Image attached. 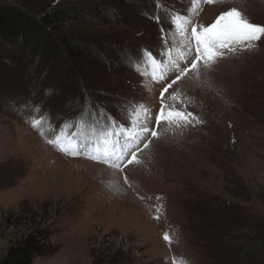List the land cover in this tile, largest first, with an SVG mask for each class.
<instances>
[{
	"label": "rangeland",
	"instance_id": "obj_1",
	"mask_svg": "<svg viewBox=\"0 0 264 264\" xmlns=\"http://www.w3.org/2000/svg\"><path fill=\"white\" fill-rule=\"evenodd\" d=\"M164 5L196 13L194 22L204 26L232 7L264 25V0H217L198 12L190 0ZM57 8L89 14L64 18L57 32L87 47L68 74L50 58L1 52L0 261L10 246L45 230L50 253L34 264H264L263 246L249 250L254 240L264 243V42L228 53L211 68L201 65L198 76L189 73L174 85L202 123L161 126L159 139L138 152L139 163L120 171L47 141L62 128L89 142L113 122L117 131H130L127 100L159 108L164 85L139 75L121 54L144 48L166 61L168 16L160 12L159 23L150 18L155 0H42L30 13ZM25 102L28 109L18 107ZM33 106L41 111L32 113ZM36 116L39 130L31 126ZM118 139L122 147L125 135ZM109 182L129 197L123 202Z\"/></svg>",
	"mask_w": 264,
	"mask_h": 264
},
{
	"label": "snow or ice",
	"instance_id": "obj_2",
	"mask_svg": "<svg viewBox=\"0 0 264 264\" xmlns=\"http://www.w3.org/2000/svg\"><path fill=\"white\" fill-rule=\"evenodd\" d=\"M216 2L217 0H190L191 7L195 8L196 12L200 10L199 5H211ZM155 4L156 10L150 18L159 23L160 12L163 11L169 19L167 31L162 28L163 55L166 61L162 60L160 55L144 48L138 50L135 55L130 52L121 55L139 75L150 79L153 83L164 85L158 97L159 108L154 111L143 102L127 100L124 111L131 117L130 123L133 127L130 131H126L125 128L117 131L113 122L111 129L101 130L98 133L93 131L92 135H99V139L89 142L87 136L77 139L72 133H65L62 128L55 136L48 139L49 144L66 155L85 156V158L120 171L128 164L139 163L138 152L148 148L152 138L159 139L161 126L181 129L189 126L195 127L202 123L198 115L188 110L192 103L191 99L173 88L174 85L189 73H195L198 76L201 65L204 68H211L228 53L251 50L257 46L258 42H264V25L252 22L237 7L222 12L214 23L204 26L194 22L193 15L196 13L168 10L164 5V0H155ZM173 29L180 38L179 45L175 43ZM173 51L176 53L175 56H173ZM173 73L174 78L170 79ZM169 89L172 91L170 92ZM18 107L28 109L29 105L25 102ZM38 111H41L38 106H33L32 113ZM101 112H103L102 109ZM41 125L42 121L39 116L32 119L33 128L39 130ZM67 127L69 125L65 124V128ZM119 135L126 137L122 147H117L120 143ZM125 182H127V177H125ZM109 183L112 186V182ZM159 211L157 209V212ZM156 218L159 219V215ZM163 238L169 243L172 242L168 233H165Z\"/></svg>",
	"mask_w": 264,
	"mask_h": 264
},
{
	"label": "trees",
	"instance_id": "obj_3",
	"mask_svg": "<svg viewBox=\"0 0 264 264\" xmlns=\"http://www.w3.org/2000/svg\"><path fill=\"white\" fill-rule=\"evenodd\" d=\"M42 0H15L14 5L0 2V57L5 47L13 51L24 52L42 61L50 58L61 63L65 74L70 72L69 64L77 61L86 53L87 47L72 37L59 34L64 18L84 20L89 14L78 9H53L38 15L30 11ZM65 44L66 49L62 44ZM83 53V54H82ZM46 231L28 234L14 245L10 246L8 254L0 264H34L38 257L50 253V248L44 245L47 239ZM264 247L262 238L254 240L250 248ZM263 246V247H262Z\"/></svg>",
	"mask_w": 264,
	"mask_h": 264
},
{
	"label": "bare ground",
	"instance_id": "obj_4",
	"mask_svg": "<svg viewBox=\"0 0 264 264\" xmlns=\"http://www.w3.org/2000/svg\"><path fill=\"white\" fill-rule=\"evenodd\" d=\"M107 187L110 188L111 191L116 194L120 199H122L123 202L126 198L129 197L128 193H125L123 189L115 183H112V186H110V183H107ZM138 209L140 208L138 207Z\"/></svg>",
	"mask_w": 264,
	"mask_h": 264
}]
</instances>
